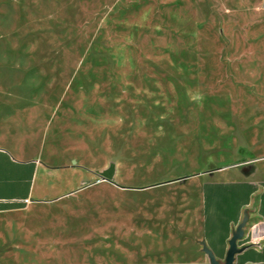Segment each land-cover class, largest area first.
I'll return each instance as SVG.
<instances>
[{
    "label": "rangeland",
    "instance_id": "obj_1",
    "mask_svg": "<svg viewBox=\"0 0 264 264\" xmlns=\"http://www.w3.org/2000/svg\"><path fill=\"white\" fill-rule=\"evenodd\" d=\"M1 153L78 191L0 212V264L139 259L198 175L264 180V0H0Z\"/></svg>",
    "mask_w": 264,
    "mask_h": 264
},
{
    "label": "crops",
    "instance_id": "obj_2",
    "mask_svg": "<svg viewBox=\"0 0 264 264\" xmlns=\"http://www.w3.org/2000/svg\"><path fill=\"white\" fill-rule=\"evenodd\" d=\"M0 212L21 210L31 204L54 203L75 194L76 175H71L74 165L62 167H42L37 161H15L0 154ZM111 171L106 173L109 179ZM224 171H213L197 176L200 183L201 210L195 217L182 212L178 220L152 228L141 237L139 259H118L82 262H40L31 264H210L202 251L205 242L218 260L226 256L232 232L241 223L244 213L249 214L245 237L239 247L245 251L236 257L235 264H264V180L256 181L253 176L238 180H227ZM81 182L86 184L84 178ZM83 184V185H84ZM234 185L236 193L243 185L256 186L249 202L240 209L224 213L214 206L206 213V187ZM218 195V194H217ZM216 200L220 196H215Z\"/></svg>",
    "mask_w": 264,
    "mask_h": 264
},
{
    "label": "trees",
    "instance_id": "obj_3",
    "mask_svg": "<svg viewBox=\"0 0 264 264\" xmlns=\"http://www.w3.org/2000/svg\"><path fill=\"white\" fill-rule=\"evenodd\" d=\"M234 187V185L206 187V213L214 206H218L226 214L232 213L240 209L242 203L247 205L250 195L257 190L256 186L243 185L242 191L236 193ZM215 196H220V199L216 200Z\"/></svg>",
    "mask_w": 264,
    "mask_h": 264
},
{
    "label": "water",
    "instance_id": "obj_4",
    "mask_svg": "<svg viewBox=\"0 0 264 264\" xmlns=\"http://www.w3.org/2000/svg\"><path fill=\"white\" fill-rule=\"evenodd\" d=\"M248 223L249 214L248 212H245L241 223L232 232V237L228 242L229 248L226 252L223 264H235L236 257L245 251L246 247H239V243L244 240L245 229ZM200 245L202 246L203 253L207 255L210 264H222L221 261L217 259L214 252L210 248H208L205 242H201Z\"/></svg>",
    "mask_w": 264,
    "mask_h": 264
}]
</instances>
